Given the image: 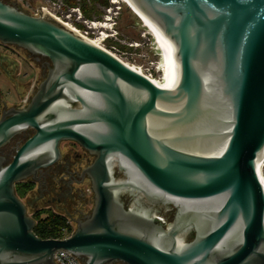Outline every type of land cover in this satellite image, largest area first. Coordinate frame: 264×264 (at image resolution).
Returning <instances> with one entry per match:
<instances>
[{
    "label": "water",
    "instance_id": "1",
    "mask_svg": "<svg viewBox=\"0 0 264 264\" xmlns=\"http://www.w3.org/2000/svg\"><path fill=\"white\" fill-rule=\"evenodd\" d=\"M174 45L165 90L44 10L0 0V44L44 69L29 102L3 109L0 264H264V0H130ZM72 141L93 207L65 239L37 237L15 185ZM164 208L170 215H162Z\"/></svg>",
    "mask_w": 264,
    "mask_h": 264
},
{
    "label": "rangeland",
    "instance_id": "2",
    "mask_svg": "<svg viewBox=\"0 0 264 264\" xmlns=\"http://www.w3.org/2000/svg\"><path fill=\"white\" fill-rule=\"evenodd\" d=\"M2 1L16 6L32 16H38L41 7H47L56 17L61 18L64 22L72 23V27L82 31L87 30L89 40L96 41L101 45L100 47L113 54L124 64L133 66L140 74L151 75L155 80H159L163 75L162 58L157 49L156 40L127 0H117L118 4H112L111 0H107V6L95 5L99 15H93L90 19L83 15L79 5L81 1L89 3L90 0ZM71 1L76 4L71 6ZM73 8L80 10L82 15L80 22L75 20V13L72 12ZM67 14H71L69 20L66 19ZM91 21L99 24L95 28L88 29L85 22L89 24ZM110 26L113 27L114 37L100 42V39H98L99 32L109 33L107 28ZM44 73L41 62H37L25 50L13 45L0 44V116L3 109L25 106L37 90ZM71 147H74L71 142H62L60 144L62 156L70 152ZM74 149L76 154H81L78 147L75 146ZM81 164L83 166L84 162ZM76 188H79V191L77 190L73 196L76 197L80 194L81 199L80 201L77 200L76 207L72 211L67 206L56 207L53 205L51 207L54 212L67 219L72 230L76 228L75 221L81 219L84 214L89 213L93 207V194L89 182L85 180ZM22 192V190L18 191V197L24 203H32L28 207L29 215H32L35 209L33 208L35 202L39 209L45 207V200L39 201L41 193H39L36 184L31 187L30 192L24 194ZM39 216L42 218L45 214H39Z\"/></svg>",
    "mask_w": 264,
    "mask_h": 264
},
{
    "label": "flooded vegetation",
    "instance_id": "3",
    "mask_svg": "<svg viewBox=\"0 0 264 264\" xmlns=\"http://www.w3.org/2000/svg\"><path fill=\"white\" fill-rule=\"evenodd\" d=\"M31 135L32 132L29 131L20 136L15 137L0 150V154L4 156L6 159H9L13 154L15 147L18 144L24 142V140ZM68 142H71V144H73L74 147L75 146L78 147L81 150V154H76L75 153L76 150L74 149V147H71L70 152L63 154V156L61 154L60 159L57 163H55L50 167L44 168L40 172H38L36 181H32L31 179H28L23 182V183H27V182L31 183L32 186L36 184L39 193H41V197L39 198V201L45 200L44 202L45 207H43V209L42 208L39 209L38 205L35 202L33 206V208L35 209L32 212V215H29L28 207H30L32 203L30 202L24 203L18 197L16 193L17 184L15 185L16 196L26 207V215L32 220H34L35 226L38 222L39 214H45V215L49 213L57 214L56 212H54L53 209H51L53 205H55L56 207L67 206L72 211L76 207L77 200L80 201L81 199L80 194H78L76 197L73 196L77 190L79 191V188L77 189L76 186H80L81 183L85 180L90 184V181L86 176L82 177V172L86 167H88L92 163L94 156L84 151L77 143L72 141H68ZM83 162L84 165L82 166L81 163ZM30 191L31 189L27 192ZM92 206H93V200H92ZM157 211L162 215H168V214L170 215V213L164 210V208H158ZM89 213L84 214L82 218H84V216L88 215ZM116 264H120V263H116Z\"/></svg>",
    "mask_w": 264,
    "mask_h": 264
},
{
    "label": "bare ground",
    "instance_id": "4",
    "mask_svg": "<svg viewBox=\"0 0 264 264\" xmlns=\"http://www.w3.org/2000/svg\"><path fill=\"white\" fill-rule=\"evenodd\" d=\"M129 5L134 9L138 14L141 20L144 22L145 26L148 27L149 33L155 38L157 49L161 55V63L163 65V75L159 80H155L152 76L144 75L147 77L155 86L165 90L173 89L179 78V63L174 56V45L173 43L165 36L162 31L151 23L132 3L130 0H127ZM122 2V1H121ZM66 25V24H65ZM68 26V25H67ZM101 27V26H100ZM71 28V27H70ZM103 28V26H102ZM89 40V38L85 37ZM93 45L100 47L101 45L96 41L89 40ZM102 48V47H100ZM128 66V65H127ZM132 70L138 72L133 66H128ZM139 73V72H138ZM143 75V74H142ZM261 163V162H260ZM257 165V169L260 165Z\"/></svg>",
    "mask_w": 264,
    "mask_h": 264
},
{
    "label": "trees",
    "instance_id": "5",
    "mask_svg": "<svg viewBox=\"0 0 264 264\" xmlns=\"http://www.w3.org/2000/svg\"><path fill=\"white\" fill-rule=\"evenodd\" d=\"M71 6H74L76 3L71 1ZM80 9L83 15L90 19L93 15H99V12L95 9V5L107 6V0H90L89 3L81 1ZM90 6V8H88ZM95 13V14H94ZM32 187L31 183H18L16 185V193L19 190H22L23 194L27 193ZM72 228L68 223L67 219L58 214L49 213L44 217L38 216V222L33 229L34 234L43 239H64L67 238L72 233Z\"/></svg>",
    "mask_w": 264,
    "mask_h": 264
},
{
    "label": "built area",
    "instance_id": "6",
    "mask_svg": "<svg viewBox=\"0 0 264 264\" xmlns=\"http://www.w3.org/2000/svg\"><path fill=\"white\" fill-rule=\"evenodd\" d=\"M112 4H118L117 0H111ZM41 10L46 11L48 14H50L51 16H53L54 18H56L57 20L63 22L64 24L68 25L69 27H71L73 30H75L76 32H78L79 34H81L84 37L88 38V31H82L80 29H76L74 27H72V23H68V22H64L61 18L56 17L55 14H53L47 7H41ZM72 12L75 13V20L77 22H80L82 20V15L80 13V10L77 8H73ZM71 17V14H67L66 15V19L69 20ZM111 19V18H109ZM88 22H85L86 27H88V29H92L97 27V25L99 23L96 22H89V24H87ZM104 28V27H103ZM109 33L105 32V31H100L99 32V37L98 39H100V42H103L109 38H113L114 37V32H113V27H108L107 28ZM151 76V75H149ZM257 177L258 180L261 184L263 193H264V159L261 161L258 169H257ZM65 239V238H64ZM54 264H82L76 257H74L73 255H71L70 253L66 252V251H58L54 254Z\"/></svg>",
    "mask_w": 264,
    "mask_h": 264
}]
</instances>
